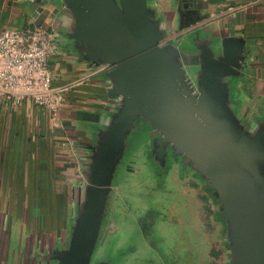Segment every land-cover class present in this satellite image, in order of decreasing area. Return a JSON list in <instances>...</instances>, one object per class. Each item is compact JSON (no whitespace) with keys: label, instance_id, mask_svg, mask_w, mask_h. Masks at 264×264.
Segmentation results:
<instances>
[{"label":"water","instance_id":"1","mask_svg":"<svg viewBox=\"0 0 264 264\" xmlns=\"http://www.w3.org/2000/svg\"><path fill=\"white\" fill-rule=\"evenodd\" d=\"M155 1L29 0L56 7L72 54L111 67L103 75L111 103L89 141L74 145L78 185L65 237L20 249L25 264H111L96 256L118 232L114 192L143 145L162 167L178 159L212 194L228 264H264V111L246 124L236 88L256 59L254 43L215 25L165 43L172 23Z\"/></svg>","mask_w":264,"mask_h":264},{"label":"crops","instance_id":"2","mask_svg":"<svg viewBox=\"0 0 264 264\" xmlns=\"http://www.w3.org/2000/svg\"><path fill=\"white\" fill-rule=\"evenodd\" d=\"M155 5L172 23L165 43L181 41L209 25L254 43L256 59L236 87L237 103L244 118L262 115L264 0H156ZM55 11L51 4L35 7L29 0H0V31L30 28L55 36L49 61L53 84L68 87L58 119L27 100H0V264H25L20 249L65 237L78 185L74 145L89 141L94 125L103 122L110 108L103 75L111 67L93 68L72 54ZM217 213L212 221L199 224L205 247L198 252L203 259L217 260V249L222 248L225 255L219 259L226 258L227 243L219 236Z\"/></svg>","mask_w":264,"mask_h":264},{"label":"rangeland","instance_id":"3","mask_svg":"<svg viewBox=\"0 0 264 264\" xmlns=\"http://www.w3.org/2000/svg\"><path fill=\"white\" fill-rule=\"evenodd\" d=\"M259 117L256 113L244 121ZM129 163L132 170L124 171L114 192L110 220L118 232L107 237L96 257L111 264H185L189 259V264H228L227 255L224 260H212L203 259L198 252L205 247L199 224L212 221V214L218 210L212 194L195 173L183 169L178 159L165 167L152 162L146 145L135 152ZM145 215L154 222L153 232L143 226L141 218ZM217 218L219 236L226 242V223L218 213ZM145 231L158 242L148 239ZM159 247L165 253L161 263Z\"/></svg>","mask_w":264,"mask_h":264},{"label":"built area","instance_id":"4","mask_svg":"<svg viewBox=\"0 0 264 264\" xmlns=\"http://www.w3.org/2000/svg\"><path fill=\"white\" fill-rule=\"evenodd\" d=\"M53 39L46 31L30 28L0 31V100H27L58 119L68 87L53 84Z\"/></svg>","mask_w":264,"mask_h":264},{"label":"flooded vegetation","instance_id":"5","mask_svg":"<svg viewBox=\"0 0 264 264\" xmlns=\"http://www.w3.org/2000/svg\"><path fill=\"white\" fill-rule=\"evenodd\" d=\"M142 222H143V226H144V228L145 229H152L153 228V226H154V222H151L150 221V219H148L147 217H146V215L145 216H143L142 218ZM154 231V229H152V232ZM145 236H147V238L148 239H150V240H153L154 241V244H156L158 241L153 237V238H151V237H148V233H147V231H145ZM157 248V247H156ZM158 252H159V257H160V263L162 262V260H163V257H165V253H164V251H163V249L162 248H158ZM154 254V253H153Z\"/></svg>","mask_w":264,"mask_h":264},{"label":"trees","instance_id":"6","mask_svg":"<svg viewBox=\"0 0 264 264\" xmlns=\"http://www.w3.org/2000/svg\"><path fill=\"white\" fill-rule=\"evenodd\" d=\"M221 249H217V252H216V256H217V258H220L221 257V255H222V257H224V255H225V250H224V248H222V250L220 251Z\"/></svg>","mask_w":264,"mask_h":264}]
</instances>
